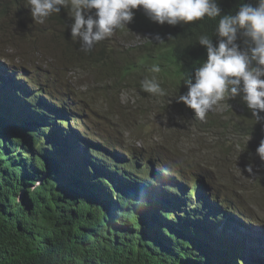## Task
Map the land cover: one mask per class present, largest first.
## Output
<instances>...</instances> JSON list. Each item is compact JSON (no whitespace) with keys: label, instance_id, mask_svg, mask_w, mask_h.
Listing matches in <instances>:
<instances>
[{"label":"trees","instance_id":"obj_1","mask_svg":"<svg viewBox=\"0 0 264 264\" xmlns=\"http://www.w3.org/2000/svg\"><path fill=\"white\" fill-rule=\"evenodd\" d=\"M242 3L255 6L257 0H217L222 15L235 14ZM26 5L27 0H0V20L12 14L20 28L34 27ZM133 11L128 25L146 38L127 50L114 51V59L111 48L97 43L86 54L94 56L88 63L103 69L114 82L131 74L142 79L155 76L165 95H151L154 99L185 94L184 79L194 82L195 69L207 59L206 47L197 38L207 34L215 44L218 18L169 25L150 20L141 7ZM70 15V10L62 7L45 23H58L62 17L72 23ZM156 34L164 42L158 43ZM64 35L71 36L68 32ZM153 64L160 66L159 73L150 71ZM85 65L80 63V67ZM1 70L0 264H264V245L258 246L256 254L254 246H245L235 235L213 236L217 224L211 227L205 218L214 219L222 213L225 200L214 188L208 169L188 171L187 162L171 161L174 170H157L154 164L166 161L161 152L151 157L144 148L122 145L123 152H111L105 140L106 146L94 141L100 153L92 154L91 162L78 148L76 138L61 133L60 124L68 132L75 130L66 120L59 123L81 110V93L53 90L35 80L37 75L47 80V72L32 75L35 69ZM1 72L15 75L10 86L1 85ZM236 98L244 110L235 120L243 117L256 124L246 103ZM181 103L194 127L203 131L221 128L219 119L212 121L208 114L201 121ZM71 120L85 134L83 124L75 117ZM258 124L256 135L264 138V122ZM231 130H236L233 123ZM85 135L92 138L90 133ZM48 160L50 171L43 173ZM162 178L169 179L172 190L154 188L153 183ZM36 180L41 181L39 186H34ZM185 185H192V191L186 192ZM199 194H204V199L196 206L191 202ZM52 220L72 228H55ZM258 221L264 231V221Z\"/></svg>","mask_w":264,"mask_h":264},{"label":"rangeland","instance_id":"obj_2","mask_svg":"<svg viewBox=\"0 0 264 264\" xmlns=\"http://www.w3.org/2000/svg\"><path fill=\"white\" fill-rule=\"evenodd\" d=\"M12 16L0 20L1 71L35 69L32 75L47 72V80L38 75L35 80L52 86L53 90L56 80L63 89L80 92L81 101L92 111L86 131L105 139L109 148L117 152L121 145L127 149L141 146L147 151L154 148L169 161L187 162L188 171L211 168L216 173L221 196L237 198L247 216L264 221V161L256 154L262 139L256 136L260 125L243 117L235 120L243 115L244 104L240 100L225 99L215 105L208 113L209 118L219 119L221 128L203 131L194 127L185 106L176 98L161 100L152 98L160 95L146 94L141 88V76L131 74L114 82L107 79L109 74L103 69L91 67L88 61L94 56L86 55L78 41L64 35V32L71 34V23L66 18L62 17L58 23H35L26 29L20 28ZM144 38L127 24L99 43L112 49L114 59V51L127 50ZM80 63L86 65L80 67ZM2 75L6 81L13 79L9 74ZM231 123L236 130H231ZM201 127L206 130L205 125ZM245 130L253 132L245 134ZM72 135L82 142L80 135ZM249 163L254 165L256 175L244 171ZM163 164L170 163L156 166ZM169 168L173 169V165ZM248 241L244 244L248 245Z\"/></svg>","mask_w":264,"mask_h":264},{"label":"clouds","instance_id":"obj_3","mask_svg":"<svg viewBox=\"0 0 264 264\" xmlns=\"http://www.w3.org/2000/svg\"><path fill=\"white\" fill-rule=\"evenodd\" d=\"M26 7L30 9L31 18L37 24H44L54 13L59 14L62 7L68 8L72 18L70 24L71 37L75 41L79 40L80 50L86 54L92 51L94 45L111 37L117 29L126 27L134 17L133 10L138 7L143 9L150 20L159 24L176 25L181 22L189 23L203 20L205 17L213 20L218 18L215 28L217 36L215 44L207 34H201L197 38L199 44L206 47L207 59L195 69L194 82L192 79H184L188 90L185 94L176 97L177 102L182 101L194 111L196 118L204 121L209 111L220 101L235 99L239 96L246 103L254 121L256 123L264 122V115H262L264 114V0H257L255 6L242 3L235 14L223 15L217 0H27ZM154 39L158 43L164 42L159 34H156ZM19 71L16 70V72ZM150 71L159 73L161 68L158 64H153ZM10 76L13 79L6 81L3 78L2 86H10L13 83L15 75ZM181 79H183V75ZM141 88L144 92L152 95H165V90L155 76L152 78L145 77L141 81ZM55 89L63 90L56 80ZM11 91L13 92L12 89ZM66 97L63 96V98ZM76 97L80 99L78 95ZM80 104L81 110H78L76 115L60 120L59 123H65L64 120H66L67 124L75 130L72 133L85 139V142H81L82 144L77 141V146L83 155L88 156L93 162L91 155L100 153V150L95 148L94 141L106 146L105 139L95 135H91L95 139L86 137L85 134H88L86 129L84 134L82 129L72 125L71 117H75L77 123L83 124L84 128L89 127H86V122L91 116L86 111L84 103L81 101ZM84 119L86 121H82ZM60 127L66 126L60 124ZM64 132L65 130L62 129V134L66 136L68 133L71 136L70 139L75 138L68 130L66 133ZM109 147L107 148L109 151H116L112 146V148ZM140 148L142 147H135L133 150ZM120 149V152L125 150L121 147ZM157 151L154 148L152 151L146 150L147 156L152 157V154H160V151ZM256 154L261 161H264V138L261 139L256 148ZM164 163L170 164L160 166L154 164L153 168L164 171L162 167L174 166L167 159ZM49 166L51 163L48 160L43 173L50 171ZM253 169L254 165L251 163L244 166V171L249 175H256ZM209 172L212 176V184L220 194L217 188L219 182L216 173L211 168ZM40 183V180H36L34 186H39ZM153 186L154 188L162 187L172 190L170 181L166 178L153 183ZM185 186L188 187L186 192L192 191V185ZM207 193L210 192L207 191ZM222 198L225 200L222 205L223 212L214 219L205 218L206 223L211 227L212 224H217L215 229L212 228L213 236H220L223 239L224 236L235 235L236 240H240L243 244L249 240L248 245L254 246V251L258 254V246L264 245V231L259 227V221L245 214L244 208L237 198L232 196H222ZM203 199L204 194H199L197 198H193L191 203L197 206L199 200L202 201ZM234 209L238 211H233ZM55 215L53 216L57 219L58 216ZM52 222L55 228L71 227L69 224L64 225L54 220ZM258 242L260 244L256 245Z\"/></svg>","mask_w":264,"mask_h":264},{"label":"bare ground","instance_id":"obj_4","mask_svg":"<svg viewBox=\"0 0 264 264\" xmlns=\"http://www.w3.org/2000/svg\"><path fill=\"white\" fill-rule=\"evenodd\" d=\"M53 99L51 97H49V101H52Z\"/></svg>","mask_w":264,"mask_h":264}]
</instances>
